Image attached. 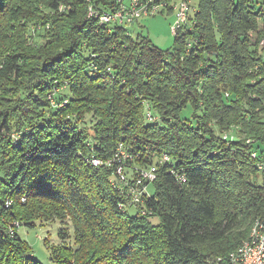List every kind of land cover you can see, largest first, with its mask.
<instances>
[{
  "label": "trees",
  "instance_id": "16d2710c",
  "mask_svg": "<svg viewBox=\"0 0 264 264\" xmlns=\"http://www.w3.org/2000/svg\"><path fill=\"white\" fill-rule=\"evenodd\" d=\"M125 1L0 0V264L56 221L54 264H233L264 221V0H192L169 50L89 16Z\"/></svg>",
  "mask_w": 264,
  "mask_h": 264
},
{
  "label": "built area",
  "instance_id": "2783aa9c",
  "mask_svg": "<svg viewBox=\"0 0 264 264\" xmlns=\"http://www.w3.org/2000/svg\"><path fill=\"white\" fill-rule=\"evenodd\" d=\"M86 1L89 4L92 2V0ZM191 2L192 0H178L174 5H171L167 0L162 2H157V0H126L117 11L101 14L90 5L89 16L99 18L101 23L128 27L143 16H156L163 14L165 10L175 11V20L171 31L176 35L178 30L188 23L189 15L193 11ZM168 7H172V9ZM261 44L264 46V40ZM147 118L150 121L154 120L150 113L147 114ZM123 158L125 160L127 155H124ZM164 160H168V157L165 156ZM94 164L101 165L103 162L94 159ZM155 180V167L141 171L136 177L131 178V175L127 174L125 168L122 166L117 170L115 183L123 191H126V195L130 198V203L140 208L143 204V197L148 192L149 185L154 183ZM183 182H185V179H183ZM140 212L143 215L146 214L143 208ZM230 259L233 264H264V221L257 220L253 224L248 239L230 255Z\"/></svg>",
  "mask_w": 264,
  "mask_h": 264
},
{
  "label": "rangeland",
  "instance_id": "374dc122",
  "mask_svg": "<svg viewBox=\"0 0 264 264\" xmlns=\"http://www.w3.org/2000/svg\"><path fill=\"white\" fill-rule=\"evenodd\" d=\"M171 5L178 0H169ZM178 4V3H177ZM194 9V2H191ZM175 11L165 10L163 14L156 16H143L137 22L129 25L134 38L139 35L149 37L153 43L162 50H169L174 45V34L171 31L175 20ZM191 111L186 109L183 117H191ZM61 227L59 221L44 224L42 227L29 229L26 227L19 228V235L25 239L33 250L34 258L38 259L43 264H54L50 260L49 251L44 244L46 239L51 243H59L58 230Z\"/></svg>",
  "mask_w": 264,
  "mask_h": 264
}]
</instances>
